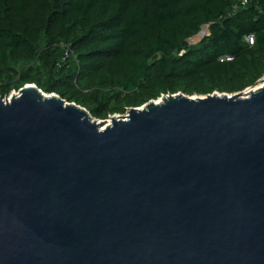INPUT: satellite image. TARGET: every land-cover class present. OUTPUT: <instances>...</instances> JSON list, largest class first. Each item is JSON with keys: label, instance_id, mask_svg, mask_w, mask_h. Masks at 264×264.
I'll use <instances>...</instances> for the list:
<instances>
[{"label": "water", "instance_id": "1", "mask_svg": "<svg viewBox=\"0 0 264 264\" xmlns=\"http://www.w3.org/2000/svg\"><path fill=\"white\" fill-rule=\"evenodd\" d=\"M245 93L105 121L0 96V264H264V87Z\"/></svg>", "mask_w": 264, "mask_h": 264}, {"label": "trees", "instance_id": "2", "mask_svg": "<svg viewBox=\"0 0 264 264\" xmlns=\"http://www.w3.org/2000/svg\"><path fill=\"white\" fill-rule=\"evenodd\" d=\"M263 78L264 0H0L2 98L36 85L105 121Z\"/></svg>", "mask_w": 264, "mask_h": 264}, {"label": "bare ground", "instance_id": "3", "mask_svg": "<svg viewBox=\"0 0 264 264\" xmlns=\"http://www.w3.org/2000/svg\"><path fill=\"white\" fill-rule=\"evenodd\" d=\"M261 84L255 89V87L254 88H251L249 91H247L244 95V97H248L251 93H253V92H256V91H258L259 89H261V88H263L264 87V81H262V82H260ZM14 96H18V94H15ZM108 124H111V122L109 121V123ZM108 126V125H107Z\"/></svg>", "mask_w": 264, "mask_h": 264}, {"label": "rangeland", "instance_id": "4", "mask_svg": "<svg viewBox=\"0 0 264 264\" xmlns=\"http://www.w3.org/2000/svg\"><path fill=\"white\" fill-rule=\"evenodd\" d=\"M205 35H206V30L202 32L201 37H204ZM199 40H200V37L196 38V39H195V42H198ZM260 84H261V83H258V84L255 86V89H256ZM14 94H18V92H13V93L9 96V98H10L12 95H14ZM198 97H202V96H198ZM127 114H128V113H127ZM127 114H126V115H127Z\"/></svg>", "mask_w": 264, "mask_h": 264}, {"label": "built area", "instance_id": "5", "mask_svg": "<svg viewBox=\"0 0 264 264\" xmlns=\"http://www.w3.org/2000/svg\"><path fill=\"white\" fill-rule=\"evenodd\" d=\"M201 35H202V33L200 34V38H201ZM252 40H253V38L251 37V38H249V42H250V44H252ZM192 42H195V39L192 41ZM228 60H230V59H228ZM250 89H248L247 91H249ZM247 91H245V92H247Z\"/></svg>", "mask_w": 264, "mask_h": 264}]
</instances>
